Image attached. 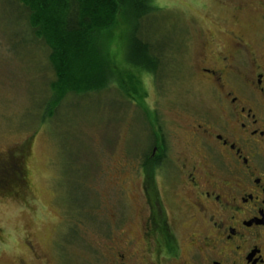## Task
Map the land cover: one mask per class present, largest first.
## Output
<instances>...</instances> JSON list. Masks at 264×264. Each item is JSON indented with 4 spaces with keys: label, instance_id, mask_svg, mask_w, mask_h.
I'll return each instance as SVG.
<instances>
[{
    "label": "rangeland",
    "instance_id": "rangeland-1",
    "mask_svg": "<svg viewBox=\"0 0 264 264\" xmlns=\"http://www.w3.org/2000/svg\"><path fill=\"white\" fill-rule=\"evenodd\" d=\"M245 2L154 0L161 11L146 21L141 36L163 61L156 78L140 73L145 98L123 96L114 82L70 94L53 109L49 49L34 36L19 0H0V158L22 147L24 177L20 186L0 188V264L30 262L32 247L51 264H101L106 232L124 215L121 190L140 186L144 114L150 118V110L159 109L162 118L181 120L176 111L206 102L201 41L210 32L226 40L220 30L250 37L263 26ZM114 34L113 60L128 68V42Z\"/></svg>",
    "mask_w": 264,
    "mask_h": 264
},
{
    "label": "flooded vegetation",
    "instance_id": "flooded-vegetation-1",
    "mask_svg": "<svg viewBox=\"0 0 264 264\" xmlns=\"http://www.w3.org/2000/svg\"><path fill=\"white\" fill-rule=\"evenodd\" d=\"M244 4L264 21V0ZM220 32L201 41L206 102L144 114L140 186L121 190L101 264H264V23ZM31 252L21 264H51Z\"/></svg>",
    "mask_w": 264,
    "mask_h": 264
},
{
    "label": "trees",
    "instance_id": "trees-1",
    "mask_svg": "<svg viewBox=\"0 0 264 264\" xmlns=\"http://www.w3.org/2000/svg\"><path fill=\"white\" fill-rule=\"evenodd\" d=\"M19 2L28 10L34 36L49 49L48 59L55 73L50 83V107L56 108L70 94L86 95L114 82L123 96L134 101L145 98L140 73L157 77L163 61L162 52L141 36L146 21L161 11L154 0ZM115 31L118 40L128 42V68L118 67L111 55ZM14 151L9 159L0 158V188L20 186L24 181L18 160L23 148Z\"/></svg>",
    "mask_w": 264,
    "mask_h": 264
}]
</instances>
